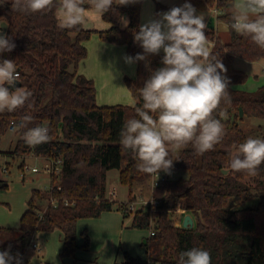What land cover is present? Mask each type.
<instances>
[{
	"label": "trees",
	"instance_id": "obj_1",
	"mask_svg": "<svg viewBox=\"0 0 264 264\" xmlns=\"http://www.w3.org/2000/svg\"><path fill=\"white\" fill-rule=\"evenodd\" d=\"M144 1L114 3L102 17L109 24L105 30L85 27L61 30L57 27L55 8L24 14L12 10L9 0L0 6V20L8 21L7 36L16 45L11 52L0 54V60L14 61L21 77L19 87L32 93L28 102L31 107L0 113V138L9 131L12 122L19 124L23 116L31 115L33 121L29 126L48 127L50 139L30 147L17 128L19 138L12 154L62 159L61 171L53 176L51 188L45 192L32 190L20 226L0 227V248L12 255L24 253L37 233L61 230L64 233L61 257H75L79 249L76 226L80 219L123 210L124 217L133 216L131 227L152 230L154 234L143 244L146 259L125 251L123 261L115 264H178L179 254L192 247L208 250L212 264H264V163L256 176L223 172L228 169L230 154L249 137L241 123L253 118L264 121V87L256 91L238 88L247 81L248 74L236 69L234 60L260 61L264 59V50L230 29L234 0H190L200 10L216 9V19L227 24L231 36L224 43L215 28L207 26L205 30L208 42L213 43L210 51L227 69L222 75L230 82L231 104L222 103L216 113L225 126L222 141L202 155L191 144L177 156L171 153L169 158L174 161L170 177L154 188L157 204L153 210L141 207L129 212L126 203L109 197L108 173L113 169L119 170L121 184L128 187L129 201L144 196L149 188L151 192V175L139 172L132 155L123 151L119 143L124 122L136 117L135 107L142 106L139 88L155 69L163 66V52L145 54L134 40L141 25ZM154 1L158 11L171 9ZM122 17H128L126 28L122 26ZM95 33L105 41L125 45L128 56L146 55L145 60L135 62L136 77L125 78L134 105H99L95 81L79 73L80 64L88 57L85 43ZM221 110L224 116L219 115ZM258 128L263 139L264 123ZM51 196L59 200L58 206L50 203ZM232 199L240 200L241 206L233 207ZM65 200L70 204L66 205ZM179 209L192 213L193 228L178 225L175 215ZM84 235L82 248L88 249L90 238L86 232Z\"/></svg>",
	"mask_w": 264,
	"mask_h": 264
},
{
	"label": "clouds",
	"instance_id": "obj_2",
	"mask_svg": "<svg viewBox=\"0 0 264 264\" xmlns=\"http://www.w3.org/2000/svg\"><path fill=\"white\" fill-rule=\"evenodd\" d=\"M6 0H0L2 6ZM139 0H11V8L24 14L48 12L55 8L57 27L71 30L87 27L91 16L102 19L113 4L128 5ZM87 3L88 7H85ZM140 25L134 40L145 54L164 55L162 67L155 69L139 88L142 106L135 107L136 117L127 119L119 133L120 146L136 161L139 172L159 176L170 174L173 161L170 154L189 144L199 153L212 150L225 135V126L216 116L222 103L231 104L229 80L222 73L227 69L209 49L205 34V15L188 2L158 13ZM122 26L128 19L121 18ZM0 24L6 22L0 21ZM229 27L238 36L250 39L264 50V0H234ZM16 47L0 28V54ZM146 55L125 56L126 64L143 61ZM14 61L0 60V113L15 112L28 103L32 93L16 87L20 81ZM12 89V90H10ZM220 116L225 112L221 110ZM33 117L25 115L18 125L24 142L30 147L46 143L49 129L30 127ZM264 163V139L248 137L230 154L228 169L256 176ZM0 264H22L17 253L0 251ZM178 264H212L211 254L200 247H192L179 254Z\"/></svg>",
	"mask_w": 264,
	"mask_h": 264
},
{
	"label": "rangeland",
	"instance_id": "obj_3",
	"mask_svg": "<svg viewBox=\"0 0 264 264\" xmlns=\"http://www.w3.org/2000/svg\"><path fill=\"white\" fill-rule=\"evenodd\" d=\"M11 1V0H9ZM165 6H168L170 8L172 7H180L185 2L191 3L190 0H158ZM192 4V3H191ZM196 8V7H195ZM197 9V14L203 13L205 15V18L209 16V14H215L214 9H209L206 11ZM169 10H157L156 3L154 0H145L143 7H142V13H141V25L149 21L150 19H158L157 16L158 13L167 12ZM210 13H207V12ZM216 16V14H215ZM128 19V17H126ZM104 22L103 19L91 16L88 26L90 28H96V24ZM87 26V27H88ZM218 35L220 36L222 42H229L231 40V36L228 30V26L224 21H218V25L215 27ZM92 38V37H91ZM91 40V39H90ZM213 43L209 42V49L211 50ZM161 52H163L161 50ZM236 62H239V67L241 70H244L248 74V79L245 83L239 84L238 88L245 90V91H256L261 87H264V60L256 61V62H248L246 60L236 58ZM135 64V63H133ZM136 71V67L134 68ZM137 73V71H136ZM122 88V89H121ZM117 97H119V100H115L116 104H124V105H133L135 103L127 85H123L119 87V91L117 94ZM103 105V104H102ZM264 123V121H261L259 119H245L243 123H241L242 128L244 131L248 134L249 137L254 138H262V134H260V129L258 128L261 123ZM19 138L18 133L15 131H8L6 134L2 135L0 138V226L9 227L13 225H17L18 221L20 220L19 216L21 217V213L23 212L26 201L29 198L31 187L35 185H40V188H42V191H46L44 189L45 187H49L53 180L50 181V178L48 177L47 173L44 171L43 167L45 165V162L40 159H34L29 158L28 165L30 167L36 166L38 167L41 172L40 173H33L28 172L26 173V177L24 178V173L22 168L20 166L27 164L22 163L19 161V156H16L15 158L5 156V154H12V153H6V151H13L15 144ZM264 139V138H263ZM181 150V149H180ZM174 152V156H177L179 154V151ZM5 152V153H4ZM27 156H30L32 154H26ZM24 155V156H26ZM34 155V154H33ZM23 157V156H20ZM8 167V171L4 172L3 168ZM174 175V174H173ZM177 175V174H175ZM109 179H108V191L110 193L109 197L113 199L114 201H118L119 203H126L129 201V190L128 187L121 184L120 178H119V170L113 169L110 170L108 173ZM5 180L8 183L7 186H5ZM40 180V181H39ZM150 188L144 193V196H138L139 197H150ZM29 200V199H28ZM136 200V199H135ZM139 200V199H137ZM233 207H240L241 201L238 199H232L231 200ZM257 201V200H256ZM252 202H255L254 200ZM115 212L120 213L123 223L121 224L122 228L126 231H124V234H126L123 238V241H128L127 236H133L140 241V246H142L144 249V246L141 245L143 243V239L145 237L150 236V230H144L136 227H131L132 224V217H124V211L123 210H112ZM112 211H106L102 213L100 217L97 218H83L79 221V227H81L82 233L79 235L85 241V235L84 232H88L87 226L90 227V229L93 231V234L95 235V231L99 228L100 224L99 222L101 220H105L106 215L103 216L105 213L112 212ZM137 211V210H136ZM178 214H181V216L184 218L186 214H191L189 211H185L182 213H177L175 217L178 219ZM193 216V215H192ZM101 221V222H103ZM183 227V225H182ZM47 243L42 247L43 249H46L48 251L49 257H54L56 254V246L60 245V241L58 239L57 234H54L55 231H52ZM144 237V238H143ZM77 241V239H76ZM57 244V245H56ZM90 246V245H89ZM62 247V245H61ZM0 251H5L0 248ZM7 251V250H6ZM62 252V250H60ZM136 252V250H134ZM25 253V252H24ZM19 252L18 254H21L22 258V264L26 262L25 254ZM141 253V252H140ZM59 254V253H58ZM123 258H124V252ZM144 254V252H143ZM16 255V254H15ZM27 255V254H26ZM38 253H30L29 259L36 260ZM133 255V254H131ZM61 257V254H60ZM62 259V257H61ZM39 258L37 259V261Z\"/></svg>",
	"mask_w": 264,
	"mask_h": 264
},
{
	"label": "crops",
	"instance_id": "obj_4",
	"mask_svg": "<svg viewBox=\"0 0 264 264\" xmlns=\"http://www.w3.org/2000/svg\"><path fill=\"white\" fill-rule=\"evenodd\" d=\"M207 13L210 12L208 11ZM212 16H214L216 19L215 14H209V16L205 18V20L209 21ZM215 25H218L217 19L215 21ZM95 26L96 28H90L89 26L85 28L105 30L109 27V24L104 21L96 24ZM85 44L88 48V57L80 64L79 73L85 75L88 78H92L95 81L97 87V101L99 105H116L115 100L120 101L119 97H117L119 87L126 84L125 78H135L137 75L136 63L131 65L125 63L124 57L127 55V49L125 45H119L116 43L105 41L101 39L99 34L97 33L93 34L91 40H89ZM233 65L236 69H240L239 67H237L239 65V62H236L234 60ZM135 67L136 71L134 70ZM7 152L12 153L13 151H6V153ZM5 156L12 158L16 157V155L14 154H10V156L9 154H5ZM29 158L40 159L45 163L49 161V159L45 157L36 156L33 154L30 156H19L18 160L21 161V164H28L27 159ZM40 172L41 170L35 173ZM25 177L26 175L24 176V178ZM7 182L5 180V186L8 185ZM49 182L51 184V179L50 181H48V183ZM36 188L42 189L40 188L39 184L31 187V192L28 199H30L32 195V190ZM50 188L51 185L49 187H45L44 189L49 190ZM28 199L26 201L25 208L21 213V217L27 210ZM254 201L256 203V200ZM105 215L106 218L104 221L101 220L103 222H99L100 226L95 231V235L93 234V231L90 229V227L87 226V235L90 238V246L88 249L82 248L85 241H83L81 236H79L82 233L81 227H79L78 224L80 220L77 222V244L79 245V249L77 250L75 257H66L61 259L60 250H62L63 248L64 238V233L61 230H55L54 232V234H57L58 236L60 245L56 244V254L52 258L48 256L47 247L46 249H43L42 247L45 245V243H47L51 233L53 232L37 233L34 236V239L39 242L41 250L38 251L29 246L24 253L26 264H115L116 262L123 261L124 258L122 253L125 251L133 254V256H139L146 259L148 257L146 248L144 247V249H142L143 247L140 246L139 239L133 236H127L128 241H123V238L126 234H124L125 230L121 226V224L123 223V221H121V214L112 211L105 213L103 216ZM21 217L19 216L20 220L18 221L17 225L9 226L8 228H18L20 226ZM146 238L148 237H145V239H143V243H141V245L145 243ZM134 250H136V252H134ZM36 252L38 253L36 260L30 261V253ZM38 258L39 260L37 261Z\"/></svg>",
	"mask_w": 264,
	"mask_h": 264
},
{
	"label": "built area",
	"instance_id": "obj_5",
	"mask_svg": "<svg viewBox=\"0 0 264 264\" xmlns=\"http://www.w3.org/2000/svg\"><path fill=\"white\" fill-rule=\"evenodd\" d=\"M213 11L215 14H217L216 9H214ZM18 125L19 124L12 122L9 130L10 131L17 130ZM61 164H62V159H56V160H50L49 159V161L45 163L43 169L49 175V178L51 179V181H52V178L54 175H57L60 173ZM22 170H23L24 176L26 175L27 171L28 172H34V173L40 171V169L38 167H36V166L30 167L28 164H24ZM3 171L7 172L8 167L3 168ZM169 177H170V174H166L164 172H160L159 176L151 175V178H150V181H151V183H150V186H151L150 195L151 196L148 198L139 197V198H136V200L128 201L127 202L128 211L129 212H135L136 210L140 209L141 207H146V208H150L151 210H153L154 206L157 204L154 197H153V190L155 187L159 186V184L161 182L165 181ZM58 189H61V187L59 186ZM137 199H139V200H137ZM49 201L53 206H55V207L58 206L59 200L57 198H55L54 196H51ZM65 204L69 205L70 202L68 200H65ZM178 212L182 213L185 211L179 209ZM178 219H179V220H177L178 225L182 226L183 217L181 216V214H178ZM152 234H154V232L152 230H150V235H152ZM30 246L32 248L38 250V251L41 250V246H40L39 242L34 238H32Z\"/></svg>",
	"mask_w": 264,
	"mask_h": 264
},
{
	"label": "water",
	"instance_id": "obj_6",
	"mask_svg": "<svg viewBox=\"0 0 264 264\" xmlns=\"http://www.w3.org/2000/svg\"><path fill=\"white\" fill-rule=\"evenodd\" d=\"M0 21L6 22V24H0V28H2V29H3V32L7 35V31H8V27H9L8 21H7L6 19H2V20H0ZM215 21H216L215 17L212 16V17L209 19V21H208V23H207V26H208L210 29H214V28L216 27V25H215ZM19 86H21V82H20V81L16 83V87H19ZM242 114H243V110L241 109V115H242ZM223 172H224V173H227L228 170H223ZM232 203H233V202L231 201V204H232ZM194 224H195L194 217H193L191 214H186V215L184 216V218H183V223H182L183 227H184V228H189V229H191V228L194 227ZM145 242H146V241H145Z\"/></svg>",
	"mask_w": 264,
	"mask_h": 264
}]
</instances>
